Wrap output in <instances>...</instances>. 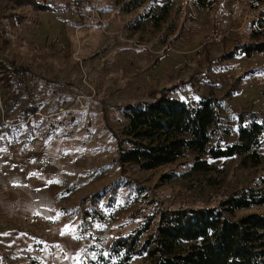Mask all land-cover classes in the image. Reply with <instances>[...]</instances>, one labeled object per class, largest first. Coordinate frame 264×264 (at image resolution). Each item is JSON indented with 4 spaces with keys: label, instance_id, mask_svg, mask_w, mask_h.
Here are the masks:
<instances>
[{
    "label": "rangeland",
    "instance_id": "rangeland-1",
    "mask_svg": "<svg viewBox=\"0 0 264 264\" xmlns=\"http://www.w3.org/2000/svg\"><path fill=\"white\" fill-rule=\"evenodd\" d=\"M37 1L53 10L0 0V182L21 207L0 218V264H95L92 246L107 251L155 209L216 205L264 173L240 156L208 171L193 170L191 155L140 170L117 148L125 107L164 91L212 97L223 118L215 141L236 140L246 108L264 114V52L228 56L254 40L264 0H173L160 24L141 15L163 0L132 11L128 0ZM251 213L264 205L231 218Z\"/></svg>",
    "mask_w": 264,
    "mask_h": 264
},
{
    "label": "trees",
    "instance_id": "trees-1",
    "mask_svg": "<svg viewBox=\"0 0 264 264\" xmlns=\"http://www.w3.org/2000/svg\"><path fill=\"white\" fill-rule=\"evenodd\" d=\"M149 0H128L125 10L140 8ZM162 11H151L141 19L154 24L166 18L173 0H163ZM216 0H197L201 7H213ZM38 9L53 10L48 3L33 0ZM255 6V4H254ZM254 40L242 43L234 52L252 57L264 52V12L253 20ZM125 124L117 139L121 164L150 170L188 155L193 170L208 171L211 160L241 157L246 166L264 164V114L253 107L238 116L237 138L229 142L214 134L223 118L216 101L202 95L181 99L170 91L152 101L130 104L124 110ZM15 124L18 119L8 120ZM226 135L231 136L229 128ZM172 181L174 176H165ZM264 205V173L253 184L224 197L216 205L158 208L138 227L115 238L109 249L96 248L95 264H264V214L251 213L232 219L236 211Z\"/></svg>",
    "mask_w": 264,
    "mask_h": 264
},
{
    "label": "crops",
    "instance_id": "crops-1",
    "mask_svg": "<svg viewBox=\"0 0 264 264\" xmlns=\"http://www.w3.org/2000/svg\"><path fill=\"white\" fill-rule=\"evenodd\" d=\"M2 185V182H0V218H3L2 216L4 215H9L10 217L8 218L18 217L21 210L19 199H16L17 197H15V195H11L6 191Z\"/></svg>",
    "mask_w": 264,
    "mask_h": 264
},
{
    "label": "built area",
    "instance_id": "built-area-1",
    "mask_svg": "<svg viewBox=\"0 0 264 264\" xmlns=\"http://www.w3.org/2000/svg\"><path fill=\"white\" fill-rule=\"evenodd\" d=\"M85 8H88V4L85 6ZM258 80H259L260 83L264 84V72L260 73V75L258 77ZM231 114H232V112H231Z\"/></svg>",
    "mask_w": 264,
    "mask_h": 264
}]
</instances>
